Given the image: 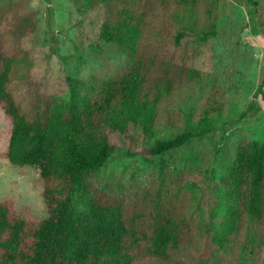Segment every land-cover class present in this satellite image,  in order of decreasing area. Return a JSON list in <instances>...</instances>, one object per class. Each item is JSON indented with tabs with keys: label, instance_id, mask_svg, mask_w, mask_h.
Returning a JSON list of instances; mask_svg holds the SVG:
<instances>
[{
	"label": "rangeland",
	"instance_id": "1",
	"mask_svg": "<svg viewBox=\"0 0 264 264\" xmlns=\"http://www.w3.org/2000/svg\"><path fill=\"white\" fill-rule=\"evenodd\" d=\"M254 1L155 3L143 43L147 56L201 76L183 81L159 106L153 136L133 125L110 133L114 156L92 178L97 190L119 202L138 237L159 216L185 221L188 233L173 264H264V227L252 218L225 247L211 240L224 214L221 180L239 144L264 143V88L256 95L264 81V0ZM106 15L104 6L85 9L79 0H0V84L29 120L50 122L51 136L70 127L60 103L68 76L112 79L127 63L99 37ZM177 34L183 35L179 45ZM210 98L220 109L209 119L214 132L161 156L149 153L158 140L198 129ZM23 145L11 144V122L0 108V252L10 210L34 222L47 217L43 181L21 163ZM115 220L119 224L118 213Z\"/></svg>",
	"mask_w": 264,
	"mask_h": 264
},
{
	"label": "trees",
	"instance_id": "2",
	"mask_svg": "<svg viewBox=\"0 0 264 264\" xmlns=\"http://www.w3.org/2000/svg\"><path fill=\"white\" fill-rule=\"evenodd\" d=\"M79 1L85 9L104 6L107 15L99 37L126 56L127 63L112 79L67 77V91L60 103L71 116V123L56 136L48 134L50 122L29 120L10 91L0 84V108L11 122V144L25 141L21 163L40 173L47 209V217L38 222L9 211L10 225L3 233L6 246L0 252V264H148V259L152 264H173L188 233L185 221L159 216L149 231H141L138 237L127 225L130 220L123 218L119 202L97 190L92 178L114 156L110 133H125L133 125L153 136L159 106L179 90L183 81H194L201 75L186 66L179 70L170 67V62L147 56L143 43L149 34L148 15L155 10L156 2L165 5L168 0ZM248 1L257 5L254 0ZM251 20L255 22L253 13ZM182 38L177 34L175 43L179 45ZM181 71L185 75L181 76ZM263 88L264 81L256 95L263 94ZM217 95L216 91L212 94ZM207 106L198 129L158 140L149 153L161 156L214 132L217 126L209 119L220 109L213 100ZM255 107L251 104L248 112ZM247 115L244 112L242 118ZM220 194L225 202L224 214L211 239L217 247L229 244L248 218L264 227V143L239 144L235 159L222 177Z\"/></svg>",
	"mask_w": 264,
	"mask_h": 264
}]
</instances>
